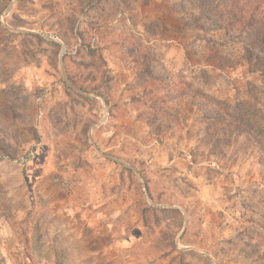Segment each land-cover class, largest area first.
<instances>
[{
	"label": "rangeland",
	"instance_id": "374dc122",
	"mask_svg": "<svg viewBox=\"0 0 264 264\" xmlns=\"http://www.w3.org/2000/svg\"><path fill=\"white\" fill-rule=\"evenodd\" d=\"M86 1L0 0V263L264 264V146L203 119L264 126L247 36L201 0Z\"/></svg>",
	"mask_w": 264,
	"mask_h": 264
},
{
	"label": "trees",
	"instance_id": "16d2710c",
	"mask_svg": "<svg viewBox=\"0 0 264 264\" xmlns=\"http://www.w3.org/2000/svg\"><path fill=\"white\" fill-rule=\"evenodd\" d=\"M94 0H87L85 6L94 9ZM200 6L204 10L218 7L221 11L219 19L234 31L247 36L249 53H257L258 73L264 77V0H201ZM102 4V2H101ZM91 5H93L91 7ZM101 9V8H100ZM198 23V22H197ZM196 23V25H197ZM195 25V26H196ZM199 27V26H197ZM225 29V28H224ZM140 49V48H139ZM237 63L226 57H219L213 67L219 71L231 69ZM236 65V64H235ZM211 107L203 114L206 123V138L210 145L226 147L235 140L246 137L260 148L264 146V127L259 120L249 114L244 105L232 108L228 104L211 99ZM1 264V263H0Z\"/></svg>",
	"mask_w": 264,
	"mask_h": 264
}]
</instances>
